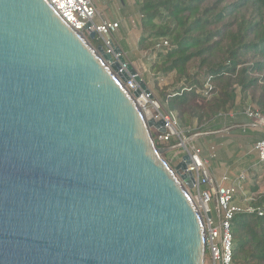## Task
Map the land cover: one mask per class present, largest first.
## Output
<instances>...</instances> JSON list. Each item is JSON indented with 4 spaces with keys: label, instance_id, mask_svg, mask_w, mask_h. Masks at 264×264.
<instances>
[{
    "label": "water",
    "instance_id": "water-1",
    "mask_svg": "<svg viewBox=\"0 0 264 264\" xmlns=\"http://www.w3.org/2000/svg\"><path fill=\"white\" fill-rule=\"evenodd\" d=\"M114 53L48 0H0V264H204L191 155L164 160Z\"/></svg>",
    "mask_w": 264,
    "mask_h": 264
},
{
    "label": "trees",
    "instance_id": "trees-1",
    "mask_svg": "<svg viewBox=\"0 0 264 264\" xmlns=\"http://www.w3.org/2000/svg\"><path fill=\"white\" fill-rule=\"evenodd\" d=\"M136 1L142 47L156 53L152 71L175 74L184 83L164 93L165 104H159L177 115L188 137L204 133L207 125L212 129L230 113L238 91L247 108L264 116V0ZM208 82L214 87L209 99L197 93ZM263 133L249 132L254 146ZM250 204L264 206V194L251 197ZM231 232L233 264H264V216L238 214Z\"/></svg>",
    "mask_w": 264,
    "mask_h": 264
},
{
    "label": "built area",
    "instance_id": "built-area-1",
    "mask_svg": "<svg viewBox=\"0 0 264 264\" xmlns=\"http://www.w3.org/2000/svg\"><path fill=\"white\" fill-rule=\"evenodd\" d=\"M99 0H48L55 11L62 19L76 32L81 34L90 42V32H96L97 37L102 39L105 51L115 57L114 36L119 30V23H113L101 19L96 3ZM99 23L96 20L99 19ZM90 26V27H89ZM91 43V42H90ZM92 44V43H91ZM165 46L168 42L164 41ZM126 89L133 96L137 89L136 82L131 79L125 84ZM213 85L209 82L204 89L197 90L201 96L209 99L213 91ZM135 98V97H134ZM146 100V105H142L140 99ZM141 98H135L146 120L153 119L156 122L164 121L166 133H161L158 129L152 128L151 133L154 142L170 144L174 138L178 145L168 148L169 150L184 148L185 153L191 155L192 163L188 170L194 174L197 183L195 185L196 195L193 199L201 214L205 228L206 254L210 255V261L204 264H233L232 259V221L238 214L264 216V206H252L251 200L246 201L244 197V182L246 175L242 174L235 179L225 175L218 179L209 168V161L203 156L200 148L192 144V139L196 136L188 137L179 127V120L174 112H167L155 106V97L152 94H143ZM151 112L146 115V111ZM245 115L249 120V127L264 131V116L257 110L247 108ZM260 164L264 165V140H259L254 146ZM240 196L245 199V203H238ZM211 204H214L216 213L213 212ZM208 206V209L206 208ZM208 214L211 216L209 217Z\"/></svg>",
    "mask_w": 264,
    "mask_h": 264
},
{
    "label": "rangeland",
    "instance_id": "rangeland-1",
    "mask_svg": "<svg viewBox=\"0 0 264 264\" xmlns=\"http://www.w3.org/2000/svg\"><path fill=\"white\" fill-rule=\"evenodd\" d=\"M121 2L123 3L121 7L119 0L99 1L96 5L104 19L119 20L122 23V28L114 36L116 46H119L122 49L127 62L131 63L137 72L142 76L154 95L156 99L155 102L165 104L163 101L164 93H171L174 90H178L184 86V83L179 82L175 74L163 76L152 71L151 67L153 62L156 60V53L152 52L151 48L142 47L141 43L143 39V30L141 28L139 5L136 0H121ZM123 18L127 20V23H124ZM90 42L95 48L99 45H103V41L99 37H96L94 41ZM247 106H249L248 101L243 100L242 94L238 91L236 107L230 113L224 115L216 125L214 124L215 126L212 129H210L211 127H209V125L205 126L204 129H202V132L204 133H201L200 137L196 136L198 139L192 144L203 149L206 153L210 152V148L213 144H218V150L220 152H224L227 149L234 155L233 158L235 159L240 160L243 156H245L244 162L247 166L251 164V167H253L256 164V166L251 169V172H249L247 184L244 186L249 193V197H247L250 198L251 196L253 198L257 196V194H264V167L262 164H258V161H254L251 155L253 151H255L253 148L255 137L253 135L244 134L242 132L243 128L239 127L241 125L240 121L242 117L239 116L240 114H238V112L242 110L244 115L247 110ZM231 114H233V116H231ZM212 131L218 132L216 135H220L225 138L222 144L218 143V139L211 137L208 139L204 137V135H213L211 133ZM176 143L177 139L174 138L173 142L170 144ZM156 145L159 149H165L162 156L172 169L176 168L178 163L181 161V158L186 154L184 148L182 147L169 150L168 148H171V146H168L169 144L167 145L156 142ZM207 158L210 159V170L213 165H222L218 159H213L209 155H207ZM255 188L258 190L256 191V194H253V190ZM191 195L192 197L196 195V191L192 190ZM211 208L213 212L216 213L214 204H211ZM206 260L210 261V255L208 253L206 254Z\"/></svg>",
    "mask_w": 264,
    "mask_h": 264
},
{
    "label": "crops",
    "instance_id": "crops-1",
    "mask_svg": "<svg viewBox=\"0 0 264 264\" xmlns=\"http://www.w3.org/2000/svg\"><path fill=\"white\" fill-rule=\"evenodd\" d=\"M99 1H107V0H99ZM111 1H116V0H111ZM119 1L121 3L120 4V7H121V5L123 3L121 2V0H119ZM97 9H98V7H97ZM98 12L100 14L101 19L106 20V21H109V22H113V23H119V25H120L119 30L122 28V23L119 20H108V19H104L102 17V14H101V12H100L99 9H98ZM123 19H124V23L125 22L127 23V20L125 18H123ZM99 20H100V18L96 20V23H99ZM123 28H124V25H123ZM119 30H118V32H119ZM238 114H240L239 116L242 117V119L240 121L241 125L239 127L240 128H243L242 129V132L244 134L247 135V134H249V132H256V131L263 133L260 129H254V128L249 127V120L247 119L245 113L243 115V111L242 110H240L238 112ZM231 116H233V114H231ZM216 134L217 133H213V135H204V137H206L208 139H210V137L211 138H214V139H218V143L219 144H222V142H223V140L225 138H223V136L216 135ZM263 135H264V133H263ZM198 137H200V135ZM198 137L197 138L195 137L196 139L193 138L192 139V143H194L195 141H197ZM201 150L203 152V156L208 161L210 159L207 158V155H209L213 159H218L221 162L222 165H213L212 168H211V171L216 176V178L220 179L223 176L227 175V176L231 177L232 179H235L238 176H240L242 174H245L246 175V179H245V182H244V186H246L247 181H248V174H249V172H251V169L256 166V164L253 167H251L252 166L251 164L247 166L245 164V162H244L245 156H243L240 160L239 159H235V158H233L234 155L230 151H228L227 149L224 152H220L218 150V144H213V146L210 148V152H208V153L204 152L203 149H201ZM255 153L256 152L253 151V153L251 155H252L254 161L255 160L258 161L257 155ZM243 189H244V197L247 198L246 201L251 200V197L248 198L249 197L248 196L249 193H248L247 189H245V187ZM242 198L243 197L240 196L239 200H237L238 203H245L246 202L245 199H242Z\"/></svg>",
    "mask_w": 264,
    "mask_h": 264
}]
</instances>
